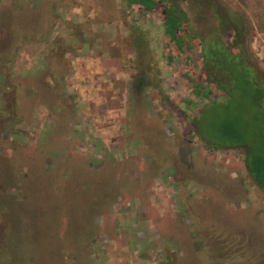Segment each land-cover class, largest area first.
<instances>
[{"label": "rangeland", "instance_id": "rangeland-1", "mask_svg": "<svg viewBox=\"0 0 264 264\" xmlns=\"http://www.w3.org/2000/svg\"><path fill=\"white\" fill-rule=\"evenodd\" d=\"M46 1L54 3L47 35L21 39L0 80V264H80L79 204L92 210L105 192L115 196L91 217L85 264H264V190L242 149L204 148L161 97L189 95L184 76L199 69L193 47L165 49L167 37L152 26L159 9L141 17L122 0ZM223 1L248 18L247 44L264 74V0ZM2 2L23 16L41 4ZM0 20V48L8 29L37 26L9 11ZM131 25L143 27L144 47L134 45ZM194 27L209 29L210 18ZM140 72L150 85L135 90ZM56 80L62 118L48 107ZM221 99L204 107L203 121L224 114ZM241 105L264 127L257 104Z\"/></svg>", "mask_w": 264, "mask_h": 264}, {"label": "trees", "instance_id": "trees-1", "mask_svg": "<svg viewBox=\"0 0 264 264\" xmlns=\"http://www.w3.org/2000/svg\"><path fill=\"white\" fill-rule=\"evenodd\" d=\"M39 5L37 8L29 10V14L23 16L18 12H14L18 10V7H10L7 3L4 4L2 0L0 1V16L9 11L12 12L13 16L22 17L26 22L30 20L37 21V26L31 29L27 27L22 31V29L16 28L13 32L8 29L4 37L2 36L6 40L4 41L5 45L0 48V54L8 51L3 66L4 71H0V75L3 76L0 77L2 83H5V69L10 63L17 43L21 39H39L41 34L42 36L47 35L46 28L52 20L51 8L54 3L41 0ZM122 5L127 10L129 9L128 12L134 6L136 13H139L141 17H147V12L159 9V20L152 26L154 31H158L161 35L167 37L168 43L165 46L167 51L170 43H173L180 52H184L186 46L188 48L193 47L198 57L199 69L196 70L193 77L184 76L187 80H190L187 93L189 95L186 96L180 93L176 102L165 95L161 97L168 101L170 108L172 107L187 122L190 132H192V135L197 136L204 148L208 150L241 148L248 174L255 184L264 190V127L256 123L255 117L245 118L242 116L243 106L241 103L245 101L247 106H244V108L247 110L251 108V105L253 107L257 104L261 112H264V74L258 68L247 44L249 34L248 18L239 9L233 8L223 0H122ZM205 15L210 18L208 31L196 30L194 27L196 18H202ZM146 19L145 21H148ZM0 24H2L1 20ZM0 27L4 30L3 24ZM131 28V34L134 35V45L144 47L145 42L142 41L141 43L139 39L143 36V27L131 25ZM145 77L146 75L143 72L138 74L133 87L135 90L150 85ZM54 84L55 90L52 89V91L58 89V80ZM46 88L49 87L46 85ZM60 91V89L56 91L52 103L48 104L49 110L52 111L51 114L54 111L59 113L61 107L67 103L63 95H58ZM213 91L216 92V95H212ZM243 91L246 94L236 99L237 95L243 93ZM218 95H221L222 98L221 108H224V114L215 119V122L203 121L202 110H204V107L215 108L216 105H220V102H215ZM232 102H236V104H231ZM232 105L241 108L239 113H230V111L225 113V107L228 108ZM61 114L59 113L58 117H66V114ZM244 119L250 122L249 124L252 125L254 132L245 128L248 126L244 125ZM254 135H257V139L254 138ZM16 186H18V183L15 181L10 183L8 187L15 189ZM5 192H8V190ZM105 193L106 196L103 198L102 203L94 206L92 210H89L83 204H79V222L82 226V231L79 233L82 237L79 244L80 264H85L84 261L89 255L90 245L95 238L92 228L94 224L91 222L92 215H98L103 208L101 206L104 205L105 207L111 199H114L115 192ZM83 209H87L88 212ZM2 234L5 235L3 232ZM192 235L195 237L196 231L193 230ZM65 250L66 253L67 251L70 252V259L76 255L75 250ZM180 251V254H182V250ZM170 264H172L171 260Z\"/></svg>", "mask_w": 264, "mask_h": 264}]
</instances>
